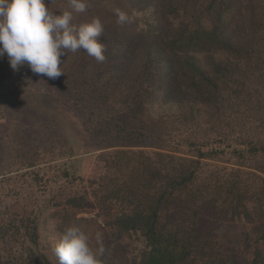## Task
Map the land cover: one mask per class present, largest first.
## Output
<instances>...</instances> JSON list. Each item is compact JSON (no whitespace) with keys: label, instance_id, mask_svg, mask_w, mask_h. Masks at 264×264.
<instances>
[{"label":"trees","instance_id":"1","mask_svg":"<svg viewBox=\"0 0 264 264\" xmlns=\"http://www.w3.org/2000/svg\"><path fill=\"white\" fill-rule=\"evenodd\" d=\"M87 4L61 13L100 19L105 61L69 51L55 90L43 74L29 84L77 108L87 141L12 126L0 264H59L72 226L94 251L103 233L102 264H264V0Z\"/></svg>","mask_w":264,"mask_h":264},{"label":"clouds","instance_id":"2","mask_svg":"<svg viewBox=\"0 0 264 264\" xmlns=\"http://www.w3.org/2000/svg\"><path fill=\"white\" fill-rule=\"evenodd\" d=\"M52 4V0H51ZM76 13L87 10V0H69ZM121 26L132 23L131 16L114 10ZM73 13L54 14L46 8L44 0H0V58L7 54L10 67L18 71L25 64L34 74L55 79L63 74L60 57L67 52H83L104 62L106 46L99 42L104 27L100 19L75 24ZM98 245L94 251L89 236L80 228L68 227L53 248L59 264H102L99 256L104 252L103 233H95Z\"/></svg>","mask_w":264,"mask_h":264},{"label":"rangeland","instance_id":"3","mask_svg":"<svg viewBox=\"0 0 264 264\" xmlns=\"http://www.w3.org/2000/svg\"><path fill=\"white\" fill-rule=\"evenodd\" d=\"M65 1L68 0H52V4L51 0H44V3L49 11L59 14ZM76 17L77 15L73 16V23L77 25L85 23L83 19H77ZM33 76L37 79L43 77L41 74H34L26 64L20 67L18 71H13L7 54L0 58V172L5 167L7 134L15 124L23 126L25 129L23 134L25 135L32 133L34 127L47 126L50 129L58 130L72 144L80 145V143L87 141L81 131L74 130L73 125L70 124V121L74 119L65 112V109L71 108L78 116L77 108L67 102L61 93L57 94V91H53L55 92L54 99L48 96V93L42 95L31 93L29 84L32 82L36 84L34 82L36 80H32ZM43 78L47 79L48 84L52 85V90H55L52 84L53 79ZM74 122L76 121L74 120ZM92 164V159L83 162L86 173L94 170Z\"/></svg>","mask_w":264,"mask_h":264}]
</instances>
